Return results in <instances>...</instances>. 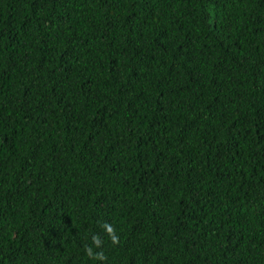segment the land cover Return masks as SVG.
Listing matches in <instances>:
<instances>
[{
    "label": "trees",
    "instance_id": "16d2710c",
    "mask_svg": "<svg viewBox=\"0 0 264 264\" xmlns=\"http://www.w3.org/2000/svg\"><path fill=\"white\" fill-rule=\"evenodd\" d=\"M0 264H264V0H0Z\"/></svg>",
    "mask_w": 264,
    "mask_h": 264
},
{
    "label": "clouds",
    "instance_id": "9594fccd",
    "mask_svg": "<svg viewBox=\"0 0 264 264\" xmlns=\"http://www.w3.org/2000/svg\"><path fill=\"white\" fill-rule=\"evenodd\" d=\"M102 227L105 229V232L107 236L109 237V240L111 241V243L113 245H118L120 242L119 236L116 234L114 227L108 224L107 222H105L102 225ZM91 240H92V245H94L96 248L98 249L102 248L103 240L101 239L99 235H95V234L92 235ZM84 251H85V254L91 259H95L98 261L107 260V257L104 255L103 251L94 252L92 246L86 245Z\"/></svg>",
    "mask_w": 264,
    "mask_h": 264
}]
</instances>
